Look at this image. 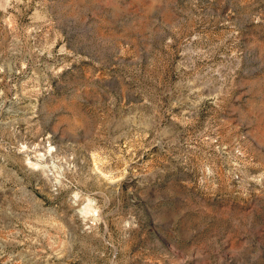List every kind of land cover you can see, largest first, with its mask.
I'll return each mask as SVG.
<instances>
[{
  "label": "rangeland",
  "instance_id": "1",
  "mask_svg": "<svg viewBox=\"0 0 264 264\" xmlns=\"http://www.w3.org/2000/svg\"><path fill=\"white\" fill-rule=\"evenodd\" d=\"M0 264H264V0H0Z\"/></svg>",
  "mask_w": 264,
  "mask_h": 264
}]
</instances>
